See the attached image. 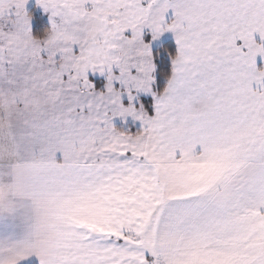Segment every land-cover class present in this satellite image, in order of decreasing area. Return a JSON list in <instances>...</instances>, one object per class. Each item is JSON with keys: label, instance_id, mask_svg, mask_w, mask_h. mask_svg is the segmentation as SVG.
Listing matches in <instances>:
<instances>
[{"label": "snow or ice", "instance_id": "6c2138e0", "mask_svg": "<svg viewBox=\"0 0 264 264\" xmlns=\"http://www.w3.org/2000/svg\"><path fill=\"white\" fill-rule=\"evenodd\" d=\"M0 264H264V0H0Z\"/></svg>", "mask_w": 264, "mask_h": 264}]
</instances>
